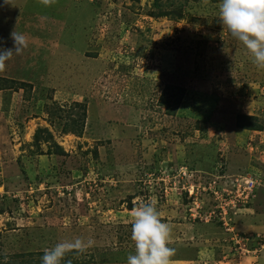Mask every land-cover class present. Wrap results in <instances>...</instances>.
I'll return each mask as SVG.
<instances>
[{"label": "rangeland", "instance_id": "1", "mask_svg": "<svg viewBox=\"0 0 264 264\" xmlns=\"http://www.w3.org/2000/svg\"><path fill=\"white\" fill-rule=\"evenodd\" d=\"M12 2L0 49L28 46L0 72V264L76 238L94 245L61 264H127L141 201L171 264H264V69L221 0Z\"/></svg>", "mask_w": 264, "mask_h": 264}, {"label": "clouds", "instance_id": "2", "mask_svg": "<svg viewBox=\"0 0 264 264\" xmlns=\"http://www.w3.org/2000/svg\"><path fill=\"white\" fill-rule=\"evenodd\" d=\"M37 3L51 7L57 0H37ZM4 5L15 6L12 0H4ZM219 20L223 31L245 46L252 63L258 69H264V0H221ZM10 36L13 48L0 49V72L5 71L6 61L14 53L19 55L28 46L24 35L14 30ZM130 217L134 253L128 255L127 264H171L175 253L169 247L171 227L162 222L154 203L141 201L135 204ZM93 245L92 239L85 241L81 238L57 243L44 249L42 264H61L67 254H83Z\"/></svg>", "mask_w": 264, "mask_h": 264}, {"label": "trees", "instance_id": "3", "mask_svg": "<svg viewBox=\"0 0 264 264\" xmlns=\"http://www.w3.org/2000/svg\"><path fill=\"white\" fill-rule=\"evenodd\" d=\"M75 103L78 104V105L80 104L79 102H75ZM77 132L80 133L79 130H77ZM42 133H45V134H46L45 138L43 139L45 142H49V141L52 139V134L50 133L49 130H47V129L44 128V127H39V128L36 129L35 134H34V135H35V140H36V141H40V140L43 138V137L41 136ZM78 133H77V134H78ZM55 146H56L57 149L62 150L61 146H59L58 144H55ZM35 253H36V254H40V253L44 254V252H35ZM17 255H18V254H17ZM17 255H11V256H10L9 254H6L5 256L3 255V257L7 259V261H6L5 264H17V263L20 264V263H22L21 261H23V260H21V261H15V260H14V257L16 256V258H17ZM28 255L33 256L34 254L29 253ZM9 256L11 257L10 259H8ZM19 257H27V258H29L26 254L19 255ZM30 259H32V258L26 259L25 261H27V262H31L32 260H30ZM8 260H9V261H8ZM36 261H37V258H35V259L33 260V263L36 262ZM40 261H41V259H40ZM3 264H4V263H3ZM35 264H38V263H35ZM39 264H42V263H39ZM70 264H73V262H71Z\"/></svg>", "mask_w": 264, "mask_h": 264}]
</instances>
